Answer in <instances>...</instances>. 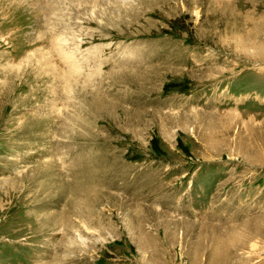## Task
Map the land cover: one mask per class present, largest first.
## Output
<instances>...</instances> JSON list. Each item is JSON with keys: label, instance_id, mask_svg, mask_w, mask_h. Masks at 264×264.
I'll list each match as a JSON object with an SVG mask.
<instances>
[{"label": "rangeland", "instance_id": "1", "mask_svg": "<svg viewBox=\"0 0 264 264\" xmlns=\"http://www.w3.org/2000/svg\"><path fill=\"white\" fill-rule=\"evenodd\" d=\"M0 264H264V0H0Z\"/></svg>", "mask_w": 264, "mask_h": 264}, {"label": "bare ground", "instance_id": "2", "mask_svg": "<svg viewBox=\"0 0 264 264\" xmlns=\"http://www.w3.org/2000/svg\"><path fill=\"white\" fill-rule=\"evenodd\" d=\"M67 89V88H66Z\"/></svg>", "mask_w": 264, "mask_h": 264}]
</instances>
